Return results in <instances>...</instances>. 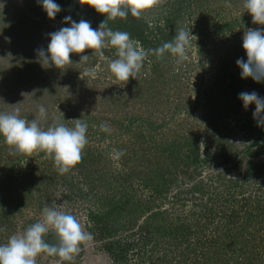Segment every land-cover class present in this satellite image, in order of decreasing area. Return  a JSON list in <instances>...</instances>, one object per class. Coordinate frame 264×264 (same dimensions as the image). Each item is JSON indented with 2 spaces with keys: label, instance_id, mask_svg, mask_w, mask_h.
Segmentation results:
<instances>
[{
  "label": "rangeland",
  "instance_id": "obj_1",
  "mask_svg": "<svg viewBox=\"0 0 264 264\" xmlns=\"http://www.w3.org/2000/svg\"><path fill=\"white\" fill-rule=\"evenodd\" d=\"M54 2L61 11L50 19L38 0H0V113L19 109L30 121L43 106L42 129L81 119L88 143L61 175L43 152L10 154L0 135V244L50 207L74 215L91 239L72 260L41 252L36 264H264V134L255 130L264 126L239 99L264 98V82L242 79L236 64L247 60L244 32L264 25L244 0H161L139 19L115 20L79 0ZM68 16L93 29L106 20L145 51L181 28L193 36L186 60L148 52L124 83L109 71L118 58L110 45L103 56L70 54L65 69L38 62ZM44 240L57 242L51 231Z\"/></svg>",
  "mask_w": 264,
  "mask_h": 264
},
{
  "label": "clouds",
  "instance_id": "obj_2",
  "mask_svg": "<svg viewBox=\"0 0 264 264\" xmlns=\"http://www.w3.org/2000/svg\"><path fill=\"white\" fill-rule=\"evenodd\" d=\"M161 0H79L81 6L88 5L97 13L105 14L106 20L116 18L126 19L129 14L139 19L142 13L158 5ZM50 19H54L61 11L60 5L54 0H38ZM244 9L251 14L252 23L264 25V0H244ZM101 22L98 29H93L90 22L81 19L73 21L70 16L64 18L70 27H62L58 31L49 33L50 43L47 50H38V62L46 67L55 66L65 69L71 63L70 54L84 53L91 49L95 54L103 56V49L110 45L116 49L117 59L109 62L110 73L118 82H128L135 78L143 67V62L152 52L157 58H163L171 53L180 63L187 59L190 47V30L181 28L172 41L163 43L160 47L145 51L138 43L130 38L126 31H113ZM242 47L247 60L237 59L236 64L241 69V78L251 77L254 81L264 82V28L248 29L243 34ZM88 55H81L80 62L87 61ZM88 75L95 78L96 70L91 69ZM239 99L243 107L255 104L253 113L258 126H264V98L256 92H242ZM46 117V109L39 107V115L32 120L20 118L19 109L13 113H0V135L4 143L9 146L10 154L45 153L54 162L55 168L63 175L68 173L82 160V150L88 143L86 138L87 124L81 119H74L75 124L69 127L55 121L46 130L40 127V119ZM102 131H107L105 124L100 125ZM124 153L115 152V159ZM53 232L56 243L45 242L44 236ZM91 239L90 233L83 231L80 221L72 214L45 207L43 218L30 225L23 233L13 234L8 242L0 244V264H36V257L41 252L59 256L62 260H72L73 254H78L80 245Z\"/></svg>",
  "mask_w": 264,
  "mask_h": 264
},
{
  "label": "trees",
  "instance_id": "obj_3",
  "mask_svg": "<svg viewBox=\"0 0 264 264\" xmlns=\"http://www.w3.org/2000/svg\"><path fill=\"white\" fill-rule=\"evenodd\" d=\"M255 130H257V132L259 133L260 136H261L262 134H264V131L259 130L258 128L255 129ZM259 140H260V137H258V138L255 140L254 144L259 143V142H260ZM234 158H235V157H234ZM91 216H93V215H91ZM93 219H98V217L94 215V216L92 217V220H93ZM111 232H113V231H110V233H111Z\"/></svg>",
  "mask_w": 264,
  "mask_h": 264
}]
</instances>
